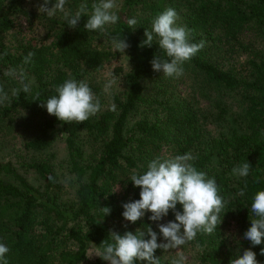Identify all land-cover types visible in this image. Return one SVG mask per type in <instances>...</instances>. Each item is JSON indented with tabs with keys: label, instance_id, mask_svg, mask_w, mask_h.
Instances as JSON below:
<instances>
[{
	"label": "trees",
	"instance_id": "trees-1",
	"mask_svg": "<svg viewBox=\"0 0 264 264\" xmlns=\"http://www.w3.org/2000/svg\"><path fill=\"white\" fill-rule=\"evenodd\" d=\"M172 1L122 0L116 24L103 32H87L83 25L92 12L89 2L97 0H67L68 16L75 15L82 3L86 10L90 9L75 29L67 25L66 19L59 22L43 12L38 15L31 11L27 6L30 0H0V90L2 93L7 88L15 90L9 101L0 107V112L28 111L44 117L38 135L25 142L27 148L43 149L55 138V132H61L69 153L70 170L77 183L74 204L62 206L50 191L55 182L50 164L39 161L27 165L44 181L37 187L11 163L0 161V243L10 249L6 254L9 264H55L56 238L68 220L74 224L66 236L75 243V250L61 251L58 258L62 264L81 262L89 246L101 251L100 244L111 230L109 222L122 217V203L139 199L140 189L133 187L128 174L132 170L143 173L157 156L164 159L188 152L196 157L192 163L198 170L215 178L219 195L225 200L220 213L222 223L216 230L210 235L198 233L189 241L203 247L200 264H229L238 255L237 249L242 254L244 249L251 247L245 239L227 241L223 228L228 220H234L238 231L244 235L250 227L253 196L264 190V50L258 48L264 47V0H187L191 13V42L203 41L204 46L183 65L182 76L166 78L154 72L150 64L155 53L162 54L157 41H153L151 48L140 44L144 30H150L153 18L168 9L166 6ZM16 16L39 17L49 25H57L51 45L28 42L12 52L6 46L5 34L13 28ZM132 18L137 20L134 30L127 24ZM245 29L253 32L249 40L239 36ZM113 37H125L129 44L125 53L131 64L126 74V95L123 99L114 98L118 114L106 111L83 123L67 124L39 106L56 94V86L64 80H85L86 67L98 69L111 58L112 53L95 48L92 41L103 38L112 42ZM227 40L231 42L228 43L230 48L222 44ZM227 51L231 56L243 52L245 59L230 64L220 60L227 56ZM29 52H34L35 56L26 63ZM148 79L153 89L149 97L144 94V81ZM178 83L187 85V95L175 93L173 88ZM25 86L28 92L23 90ZM89 86L97 96V87ZM211 91L217 95L212 97ZM226 91L238 92L241 107L225 127L212 133L205 125L225 118L227 109L219 96ZM201 97L217 107L215 114L209 115L206 109L196 106ZM155 102L159 109H154L152 118L140 114L133 125L128 126V118L134 111L141 105ZM82 130L95 137L106 136L100 156L88 167L78 160L80 150L76 147V137ZM246 161L252 166L250 176H233L231 169ZM245 180V195L240 196L238 193ZM118 185L125 188V193L115 190ZM106 206L111 208V213L104 216L102 207ZM177 210H182L179 204ZM149 215L135 224L127 222V227L124 225L117 232H135L146 229L147 225L153 228L155 222L148 220ZM165 219L166 222L174 220V214L170 211ZM80 221L83 225L78 227ZM261 248L264 244L252 250L260 264H264ZM155 255L159 257V264H170L162 260L159 249ZM103 262L99 258L97 264Z\"/></svg>",
	"mask_w": 264,
	"mask_h": 264
},
{
	"label": "clouds",
	"instance_id": "clouds-1",
	"mask_svg": "<svg viewBox=\"0 0 264 264\" xmlns=\"http://www.w3.org/2000/svg\"><path fill=\"white\" fill-rule=\"evenodd\" d=\"M66 2L67 0H54L49 7L50 0H43L38 5V11L53 16L64 10ZM117 6V0H97L93 3L92 12L83 28L87 32H103L106 26L116 24L119 16L114 9ZM85 14L86 8L81 6L75 15H66L67 25L73 29L77 28ZM178 19V13L173 8L156 15L150 30H144V39L140 44L141 47L151 48L153 41H157L162 54L155 53L150 64L154 72L161 73L166 78L182 76L183 65L204 46L203 41L191 42V30L178 24ZM127 24L134 30L137 20L129 19ZM112 42L119 52L124 53L129 47L125 37H113ZM34 56V52H29L25 62H30ZM110 84L111 82L109 86ZM23 90L28 92L29 88L25 86ZM55 92V95L40 102L39 106L46 108L49 115L55 116L61 122L83 123L101 110L99 98L85 80L68 78L56 86ZM6 98V94L0 95V103ZM195 159L191 152L164 159L157 156L148 163L146 171L133 172L129 180L133 187L140 189L139 199L122 203V217L135 224L150 213L148 220L156 222L158 232L150 225H147L146 229L125 231L123 234L109 230L107 239L100 244L102 250L94 254L107 264H137L138 261L159 264V257L155 255L157 249L166 251L179 248L193 240L198 233L212 234L222 223L220 213L225 207V200L219 195L215 178H209L206 172L194 166L192 161ZM251 172L252 166L248 161L231 169V174L237 178H247ZM246 188L247 180L238 194L244 196ZM178 204L182 210H177ZM102 211L106 216L111 213V208L102 207ZM170 211L175 219L161 223ZM249 213L252 217L249 218L250 227L245 231L243 238L250 242L251 247L244 249L242 254L237 249L238 255L231 259L229 264H260L252 248L264 244V190L254 194ZM160 237L162 241L158 242ZM9 251L8 246L0 243V264H9L6 258ZM260 254L264 255V248H261ZM172 264H183V257L174 260Z\"/></svg>",
	"mask_w": 264,
	"mask_h": 264
},
{
	"label": "rangeland",
	"instance_id": "rangeland-1",
	"mask_svg": "<svg viewBox=\"0 0 264 264\" xmlns=\"http://www.w3.org/2000/svg\"><path fill=\"white\" fill-rule=\"evenodd\" d=\"M27 3L29 9L38 15V5L43 2V0H30ZM54 0H50L49 7H51ZM94 2H89L92 6ZM85 5V3H82ZM81 5V6H82ZM117 8L114 11L117 13L122 7V0H117ZM167 8H173L178 13L177 23L186 26L188 29L190 27L189 22L191 19V13L189 8V3L187 0L172 1L167 4ZM87 9L86 12H89ZM67 15V4L64 6L63 11H58L55 15L49 16L56 21L65 20ZM112 25L106 26V28ZM57 25H49L41 18L27 19L22 16H16L14 18L13 28L6 32L5 43L6 46L15 52L21 44L30 43L33 45H51L54 40V33L57 30ZM253 32L245 29L239 32V36L245 37L246 39H251ZM225 40V39H224ZM228 43L230 41L223 42L226 44L224 48H230ZM92 46L98 49H103L109 51L113 56L103 62L100 68L91 69L89 67L85 68L84 79L88 84L97 87L98 94L97 97L101 103V110L97 113V116L103 112H112L118 114L119 109L114 102V98L123 99L126 95L128 89V83L126 80V74L131 68L129 59L124 52L116 51L113 42L106 41L103 38H95L92 41ZM259 49L264 47L258 46ZM227 56L225 58H219L227 63H234L237 61L243 62L245 57L243 52H235L233 56L227 51ZM109 82H111L109 86ZM175 93L179 96L187 95L189 91L186 84L178 83L176 87L173 88ZM15 90L13 88H7L2 94H6V99L3 103H0V107L9 101L11 94ZM1 94V95H2ZM144 94L149 97L153 94L152 85L150 80L144 81ZM212 97H215L217 93L211 91ZM162 95L158 97L161 99ZM223 101L224 107L227 109L226 116L223 120L211 124L207 123L205 127L211 130L212 133L219 131L226 124L234 118L235 113L240 109V96L237 91H226L222 92L219 96ZM210 100L205 97H201L197 107L201 109H206L207 114L212 115L217 112V107L210 105ZM158 107V104L150 103L141 105L137 111H134L128 118V126H132L133 122L142 115H148L152 118L155 115L154 109ZM44 117L40 114L28 112V111H15L12 113H1L0 112V161L11 163L17 171L24 176L28 182L40 187L43 185L44 181L39 179V176L27 165L33 162H47L51 165L55 174V182L51 187V193L54 192L56 200L60 205H70L72 206L75 202V190L77 188V183L75 176L70 170V158L69 153L64 141V135L57 131L55 132V138L52 142L43 149L34 150L27 148L25 142L32 139L38 135L40 125L42 124ZM215 127V125H217ZM106 136L95 137L88 131L82 130L78 133L76 137V147L80 150V157L78 158L79 163L84 167H88L93 164L94 161L100 156L102 145L105 142ZM133 173L130 172L128 177ZM124 178V177H123ZM43 190L44 188L41 187ZM115 190L120 193H125V188L121 185L115 187ZM128 221L124 220L123 217H116L114 220L109 222V226L113 231H119ZM165 217L161 223H165ZM74 224L72 220H68L64 229L61 230L60 234L56 238V248L54 249L55 264H62L61 260L58 258L61 251L63 250H75V243L68 239L66 236L69 227ZM60 226V223H57ZM83 225V222H79L77 226ZM76 226V227H77ZM39 229V228H38ZM153 230L158 232L157 224L153 225ZM39 231V230H38ZM224 235L227 241L243 240V234L238 231L237 224L234 220H228L223 228ZM162 241V237L158 239V242ZM203 247H198L197 245L186 242L179 248H172L166 251L159 249L160 257L164 262L172 264V262L180 257H183V264H200V256L202 254ZM100 250L94 246H89L84 259L77 264H97L99 256L94 253H99ZM93 254V255H92ZM92 255L91 257H89ZM102 264H107L104 261ZM146 264V262H145Z\"/></svg>",
	"mask_w": 264,
	"mask_h": 264
}]
</instances>
